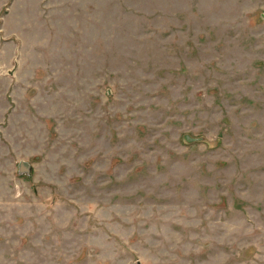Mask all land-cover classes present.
Listing matches in <instances>:
<instances>
[{"label": "rangeland", "instance_id": "rangeland-1", "mask_svg": "<svg viewBox=\"0 0 264 264\" xmlns=\"http://www.w3.org/2000/svg\"><path fill=\"white\" fill-rule=\"evenodd\" d=\"M0 264H264V0H0Z\"/></svg>", "mask_w": 264, "mask_h": 264}, {"label": "water", "instance_id": "water-1", "mask_svg": "<svg viewBox=\"0 0 264 264\" xmlns=\"http://www.w3.org/2000/svg\"><path fill=\"white\" fill-rule=\"evenodd\" d=\"M25 165H26V164H25L24 162H22V166L25 167Z\"/></svg>", "mask_w": 264, "mask_h": 264}]
</instances>
